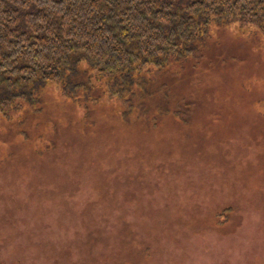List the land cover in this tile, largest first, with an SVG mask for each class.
Returning a JSON list of instances; mask_svg holds the SVG:
<instances>
[{
	"label": "rangeland",
	"instance_id": "1",
	"mask_svg": "<svg viewBox=\"0 0 264 264\" xmlns=\"http://www.w3.org/2000/svg\"><path fill=\"white\" fill-rule=\"evenodd\" d=\"M203 36L0 97V264H264V27Z\"/></svg>",
	"mask_w": 264,
	"mask_h": 264
},
{
	"label": "trees",
	"instance_id": "2",
	"mask_svg": "<svg viewBox=\"0 0 264 264\" xmlns=\"http://www.w3.org/2000/svg\"><path fill=\"white\" fill-rule=\"evenodd\" d=\"M214 21L262 28L264 0H0V97L49 81L76 87L85 61L133 81L194 53Z\"/></svg>",
	"mask_w": 264,
	"mask_h": 264
},
{
	"label": "bare ground",
	"instance_id": "3",
	"mask_svg": "<svg viewBox=\"0 0 264 264\" xmlns=\"http://www.w3.org/2000/svg\"><path fill=\"white\" fill-rule=\"evenodd\" d=\"M94 62H95V60H94ZM99 74V73H98ZM74 76V75H73ZM127 77V76H126ZM129 78V77H128ZM117 83V82H116ZM108 87V86H107ZM142 88V87H141ZM112 89V88H111ZM143 91V90H142ZM119 96V95H118ZM123 102V101H122ZM86 107V106H85ZM130 109V108H129ZM129 111V110H128ZM165 111V110H164Z\"/></svg>",
	"mask_w": 264,
	"mask_h": 264
}]
</instances>
